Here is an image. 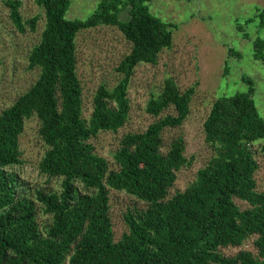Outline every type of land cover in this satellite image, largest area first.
Returning a JSON list of instances; mask_svg holds the SVG:
<instances>
[{"label": "trees", "instance_id": "obj_1", "mask_svg": "<svg viewBox=\"0 0 264 264\" xmlns=\"http://www.w3.org/2000/svg\"><path fill=\"white\" fill-rule=\"evenodd\" d=\"M150 0H100L85 20H68L69 0H33L44 26L27 58L37 70L34 83L0 112V264H264V194L257 191L258 164L251 146L264 140V120L247 92L216 98L203 124L213 155L195 181L168 198L176 173L191 161L185 143L173 140L162 153V133L183 124L194 87L181 90L165 78L148 99L145 112L155 118L143 132L127 133L114 154L117 170L97 155L90 140L116 133L128 120V90L136 67L155 65L172 46V24L148 10ZM23 0H5L8 18L23 33L38 17L23 20ZM126 12V18L121 15ZM264 29V10L258 14ZM101 26L116 27L130 45L118 66V82L101 85L83 118L82 88L76 73V38ZM264 41L253 42V57L264 64ZM172 111V112H169ZM31 118L45 151L39 174L60 181L59 190L31 192L7 169L21 163L19 137ZM264 155V144L260 145ZM90 190L81 193L77 185ZM108 189L124 192L146 209L124 215L127 233L113 239ZM237 199L248 205L240 209ZM50 222L41 230L37 204ZM256 236V256L240 251L224 256Z\"/></svg>", "mask_w": 264, "mask_h": 264}, {"label": "rangeland", "instance_id": "obj_2", "mask_svg": "<svg viewBox=\"0 0 264 264\" xmlns=\"http://www.w3.org/2000/svg\"><path fill=\"white\" fill-rule=\"evenodd\" d=\"M0 0V112L8 107L36 80L38 71L30 70L27 58L40 38L44 26L42 10L33 0H23L20 14L23 20L38 17L34 31L26 26L19 33L8 18V10ZM100 0H69L68 20H85L96 10ZM151 14L173 25L172 46L164 49L155 65L143 64L135 68L131 78L128 99V120L116 133L101 132L90 142L97 155L103 157L110 170H117L114 154L121 138L127 133L143 132L155 118L145 112V105L157 93L165 78L185 90L194 87L190 112L182 125L165 129L162 133V153L176 138L185 143L184 156L191 163L176 173L168 198L182 192L196 179L197 171L212 157V149L204 141L203 124L213 101L221 96L247 92L249 78L254 85L252 96L260 117L264 120V64L253 57V42L264 41V29L259 26L258 14L264 10V0H150L145 3ZM126 18V12L121 15ZM130 45L116 27L101 26L78 34L76 38V73L82 88L83 118L88 119L92 98L99 86L112 88L118 82L116 67L128 54ZM264 52V51H263ZM172 112V111H169ZM38 122L31 118L25 123L19 137L21 152L19 165L7 170L16 174L19 181L34 190L58 191L60 181L39 174L38 163L45 146L38 137ZM259 140L251 146L258 164L255 173L257 191L264 194V155ZM81 193L90 190L76 184ZM109 216L113 239L119 241L127 226L124 215L146 209V204L124 192L108 189ZM242 210L248 207L234 199ZM37 204V221L43 230L50 220ZM256 236L247 238L241 246L220 248L224 256L249 251L254 256Z\"/></svg>", "mask_w": 264, "mask_h": 264}]
</instances>
